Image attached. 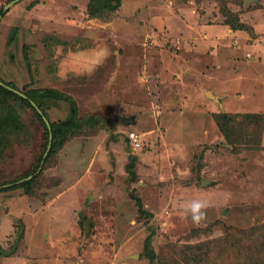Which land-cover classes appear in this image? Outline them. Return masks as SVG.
Instances as JSON below:
<instances>
[{
	"label": "rangeland",
	"instance_id": "374dc122",
	"mask_svg": "<svg viewBox=\"0 0 264 264\" xmlns=\"http://www.w3.org/2000/svg\"><path fill=\"white\" fill-rule=\"evenodd\" d=\"M88 1L0 0V79L58 90L94 124L72 129L32 193L0 191V247L15 248L0 264H150V233L156 262L264 264V0H121L104 19ZM226 7L253 37L229 28ZM17 101L5 102L20 130L0 134V188L43 150ZM196 198L211 204L200 225L180 207Z\"/></svg>",
	"mask_w": 264,
	"mask_h": 264
},
{
	"label": "trees",
	"instance_id": "16d2710c",
	"mask_svg": "<svg viewBox=\"0 0 264 264\" xmlns=\"http://www.w3.org/2000/svg\"><path fill=\"white\" fill-rule=\"evenodd\" d=\"M121 0H89L87 4V14L90 18L95 19H104L108 16V14H111L112 12H115L118 7L120 6ZM227 8V7H226ZM228 10V8H227ZM228 13H220L223 16L225 15V18L228 19L226 24H228L229 28L235 32L237 30L239 31H245L250 36L253 37V32L249 26L244 24L242 21H239L238 17L235 16H229L232 15V13L228 10ZM3 10H0V15H2ZM16 30H14L10 38L8 39V44L11 45L16 40ZM29 65V60L27 61ZM15 97L18 99V103H20L21 110L24 112L25 109H30L32 111L33 115L38 119L40 124L43 128V134H44V144H43V150L36 161L33 170L22 179H19L18 181H12L8 182V187L3 186L0 188V191L9 190V189H15V188H22L26 194L32 193V189L28 190V187L30 186V179L34 180L35 173L39 168H42L43 164H46V162L56 153V151L61 148L63 143L70 138V136L73 134L75 127H81L85 130L89 126L86 125L87 121H93L91 117H80L78 114V107L74 99L68 95H65L58 90L50 89V88H34V87H25L22 91H18L16 85L13 82H6L0 79V134L2 132H5L7 130H11L13 128L14 131L20 130L18 128L19 123L17 121V118L20 117L18 112H15L10 105H6V98L8 97ZM65 102L68 104L69 110H68V116L62 121H50L49 116L47 114V108H49L50 104L52 102ZM245 116V115H244ZM251 118H261L260 115H247ZM223 118L225 120L228 119L227 113H217L216 119ZM46 119L49 123L50 130L48 129L45 120ZM216 124L219 129L223 130L224 124L220 121H216ZM253 123H251L249 126H251ZM49 134H51V145L48 149V142H49ZM72 137V136H71ZM129 140V139H128ZM33 178H32V177ZM1 187V186H0ZM29 195V194H28ZM137 208L138 213L141 217H148L150 216L142 207L141 201L137 198ZM83 227V226H81ZM84 229V228H83ZM82 229V230H83ZM19 233H22L21 231ZM17 235L16 242L13 246H16V243H18L21 240V237L19 234ZM153 233H150L146 236L144 242H145V250L144 253L147 256V258L150 261V264H167L166 261H160L156 262V255L154 254V251L152 249V240H153ZM15 250L14 247L10 250H5L4 248L0 247V255L2 256H9L12 255V253ZM196 262H201L202 258L195 254V256H192Z\"/></svg>",
	"mask_w": 264,
	"mask_h": 264
},
{
	"label": "clouds",
	"instance_id": "9594fccd",
	"mask_svg": "<svg viewBox=\"0 0 264 264\" xmlns=\"http://www.w3.org/2000/svg\"><path fill=\"white\" fill-rule=\"evenodd\" d=\"M180 207L185 218L190 217L195 225H200L207 219V210L211 207V204L206 199L196 198L183 202Z\"/></svg>",
	"mask_w": 264,
	"mask_h": 264
},
{
	"label": "built area",
	"instance_id": "2783aa9c",
	"mask_svg": "<svg viewBox=\"0 0 264 264\" xmlns=\"http://www.w3.org/2000/svg\"><path fill=\"white\" fill-rule=\"evenodd\" d=\"M128 139L130 141V144L133 148H140L141 147V141L138 137V135H136L134 132H130L127 134Z\"/></svg>",
	"mask_w": 264,
	"mask_h": 264
},
{
	"label": "water",
	"instance_id": "95a60500",
	"mask_svg": "<svg viewBox=\"0 0 264 264\" xmlns=\"http://www.w3.org/2000/svg\"><path fill=\"white\" fill-rule=\"evenodd\" d=\"M45 120V123H46V125H47V127H48V129L50 130V126H49V123H48V121L46 120V119H44ZM125 123L128 125V124H132V123H134V119L133 118H130V119H128V120H125ZM51 134H49V142H48V149H49V147H50V145H51ZM202 183H205L204 181H202Z\"/></svg>",
	"mask_w": 264,
	"mask_h": 264
},
{
	"label": "crops",
	"instance_id": "0c3cea01",
	"mask_svg": "<svg viewBox=\"0 0 264 264\" xmlns=\"http://www.w3.org/2000/svg\"><path fill=\"white\" fill-rule=\"evenodd\" d=\"M256 1H258V0H256ZM259 59L261 60L259 63L263 62L262 56H260Z\"/></svg>",
	"mask_w": 264,
	"mask_h": 264
}]
</instances>
